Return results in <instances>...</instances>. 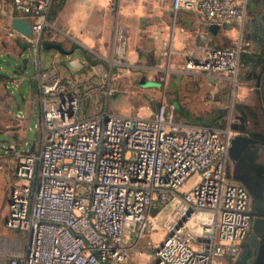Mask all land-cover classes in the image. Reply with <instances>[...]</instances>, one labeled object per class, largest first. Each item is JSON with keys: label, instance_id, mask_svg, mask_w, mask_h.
<instances>
[{"label": "built area", "instance_id": "2783aa9c", "mask_svg": "<svg viewBox=\"0 0 264 264\" xmlns=\"http://www.w3.org/2000/svg\"><path fill=\"white\" fill-rule=\"evenodd\" d=\"M11 1L15 16L31 20L33 38L20 35L37 58L54 0ZM171 9L196 11L205 25L221 29L243 24L247 15L238 0H172ZM251 48L246 39L169 64L236 82ZM39 77V143L3 149L14 159L16 179L4 221L26 237L6 264H128L157 213L168 208L166 238L151 255L153 264H219L238 254L251 226V197L228 176L229 127L177 120L173 104L149 117L81 116L74 80L64 83L45 71Z\"/></svg>", "mask_w": 264, "mask_h": 264}, {"label": "rangeland", "instance_id": "374dc122", "mask_svg": "<svg viewBox=\"0 0 264 264\" xmlns=\"http://www.w3.org/2000/svg\"><path fill=\"white\" fill-rule=\"evenodd\" d=\"M76 1L60 0L58 2L57 0L46 14L42 32L60 41L63 35L58 29L63 30V24L67 26V22L62 20L70 16L69 11L76 5ZM238 1L246 6L247 12L248 4L249 6L253 4V0ZM121 2L131 11L137 7L136 0H96L94 4L91 2L83 4L89 17L94 18L90 26L87 20V29H90L91 33L83 40L92 44L111 45L112 49L105 54L91 56L94 62L91 64L93 66L91 70H94V75L88 80L75 81L72 88L79 97V114L92 116L105 111L119 115L149 117L163 105L167 106V112H169L170 105L174 100L179 99L180 105L192 118L210 121L213 127H228L230 119L238 113L234 105L240 102L236 92L243 77L242 71L234 82L226 78H211L212 76L197 70L180 72L174 70V67L168 63L158 70L145 69L142 75L133 68H127V64L133 61H131L132 57L127 55V47L131 39L128 37L130 34L127 23L124 24L121 20ZM11 15L9 2L0 0V62L3 63L7 62V53L8 55L16 53V45L20 42V39L11 36L9 31ZM246 21H249V16ZM116 66L124 67V69H115ZM111 67L115 71L110 73ZM3 80L4 77L0 76V82ZM148 82L158 83L159 86L148 85ZM174 115L177 120L182 119L191 123L175 108ZM37 124L36 119L30 124L26 138L30 145L24 146L26 150L30 148L32 142L35 147L39 143ZM2 152L3 148L0 146V264H6L11 255L23 248L26 237L25 233L9 228L4 221L9 192L16 179L13 171L8 168ZM184 184L181 190L186 189ZM188 185L190 186V183ZM169 211L170 208L157 213L156 222L148 226L142 238L136 243V250L129 264L154 263L151 255L166 238L164 224ZM241 247L242 245L240 249ZM231 258L224 259L221 264H234L238 255Z\"/></svg>", "mask_w": 264, "mask_h": 264}, {"label": "crops", "instance_id": "0c3cea01", "mask_svg": "<svg viewBox=\"0 0 264 264\" xmlns=\"http://www.w3.org/2000/svg\"><path fill=\"white\" fill-rule=\"evenodd\" d=\"M5 1L9 2V12L12 14L8 25L9 31L11 36L20 39V42L16 45L14 55L7 53V59L5 58L7 64L0 62V76L4 77V80L0 82V146L3 149L12 141L22 144L28 136L30 124L34 119L39 124L40 71L48 72L64 83L69 79L74 82L79 79V81L88 80L94 75V70H91L93 66L86 56L91 59V56L102 55L112 49L111 45L92 44L83 40L91 33V30L87 29V20L89 26L94 22V18L91 19L86 13L83 4L85 2L94 4L96 0H77L76 5L69 11L70 16L62 20L67 22V26L63 24V30L58 29L62 32V39L56 41L44 32L36 58L32 54L31 44L12 29L11 19L15 17L12 1ZM136 1L137 7L132 11L121 2V20L124 24L127 23L130 34L128 37L131 39L127 47V55L132 57L133 62L127 64V68H133L140 74L149 68L158 70L176 58H201L206 49L212 46L232 47L248 39L252 43V48L249 54L245 53L241 57L240 72H243L251 66V62L247 61L251 52L260 53L262 49L264 50V38L250 34L251 30L255 29V25H259L257 13L263 10L262 6L256 7L255 0L251 6L248 4V12L243 24L218 28L215 31L204 24L196 11L181 9L174 13L171 9L172 0ZM248 16L249 23L246 21ZM118 37L120 39V34ZM42 42L59 43L66 53L63 54L56 49L42 48ZM257 42L260 44L256 47ZM115 69L122 70L124 67L116 66ZM109 71L111 73L115 70L111 67ZM213 77L226 78L221 75H212L211 78ZM255 84L253 78L241 77L236 95L237 99L246 106L257 101L258 93L255 90L261 89H257ZM176 101L180 102L179 99L174 100ZM2 154L11 170L14 159L9 154L4 152ZM188 184L189 181L184 184L186 189L189 187ZM229 258L232 259L228 256L224 257L228 260ZM224 259L222 258L219 264Z\"/></svg>", "mask_w": 264, "mask_h": 264}, {"label": "flooded vegetation", "instance_id": "af4514ba", "mask_svg": "<svg viewBox=\"0 0 264 264\" xmlns=\"http://www.w3.org/2000/svg\"><path fill=\"white\" fill-rule=\"evenodd\" d=\"M255 5L257 8L262 6L263 10L257 13L259 16V25H255V29L253 28L250 34L251 36L255 35L264 38V0H255ZM241 73L244 78H253L255 83L261 77L263 87L260 90L261 92L258 93L257 103L254 102L249 106H245L242 111L243 114L239 112L236 114L241 118L243 117V120L240 121L239 118L232 117L228 127L234 132L232 138L237 134L253 138L254 147L252 148H256L257 157L255 161L259 167H243L240 169V173L249 171L253 177L256 175L260 176L261 181L258 179V183L256 184L260 188V196L255 209L251 203V226L234 264H264V78H262L264 76V60L257 62L256 67L250 66L248 70ZM232 124L236 129H232ZM241 127H244L243 132L241 131ZM241 155H244V152H241ZM229 167L231 170L234 169V163L231 160ZM246 241H249L248 245Z\"/></svg>", "mask_w": 264, "mask_h": 264}, {"label": "water", "instance_id": "95a60500", "mask_svg": "<svg viewBox=\"0 0 264 264\" xmlns=\"http://www.w3.org/2000/svg\"><path fill=\"white\" fill-rule=\"evenodd\" d=\"M11 27L15 32L21 34L22 36H24L26 38H29V39L33 38L32 23H31L30 19L24 18L21 16H15L11 19ZM210 29L215 31L216 29H218V26L217 25H211ZM259 44L260 43L257 42L255 46L257 47ZM41 46H42V48H45V49H56V50L62 52L63 54L66 53L64 51V49L62 48L61 44H59V43L42 42ZM263 56H264V50L263 49L261 50L260 53L251 52L250 57H248L247 61L251 62V67H256L257 62H259L260 60L261 61L264 60ZM258 57H259V59H258ZM260 72H261V70H260ZM262 78H264V76H262ZM142 84H145V83L142 82ZM147 84L159 86V84L155 83V82H148ZM255 85H256L257 89H261L263 87V84L261 82V77H260V80L257 81ZM255 91H256V93L261 92L259 90H255ZM252 104H253V102H252ZM245 106L246 105H244L243 103L236 102L234 105V108L240 114H243L242 111H243V108ZM233 117L237 118V119L239 118L240 121L243 120L242 119L243 117L241 118L238 115H234ZM241 128H242L241 131L242 130L244 131V127H241ZM232 129H236L233 124H232ZM252 147H254V140H253V138H251L249 136L237 134L231 139L230 146L228 149V156H229V159L234 163V169L231 172H229L228 176H230L235 181L242 183L247 188V190L249 191L250 197H251L252 207L255 209L256 204H257L258 199H259V196H260V188H258L256 186V184L258 183V179L260 180V176L256 175L253 177L249 171L240 173V169L243 167H245V168L259 167V165L255 161L256 157H257L256 148L253 149ZM241 152H244V155L240 156ZM246 243L248 245L249 241H246Z\"/></svg>", "mask_w": 264, "mask_h": 264}, {"label": "trees", "instance_id": "16d2710c", "mask_svg": "<svg viewBox=\"0 0 264 264\" xmlns=\"http://www.w3.org/2000/svg\"><path fill=\"white\" fill-rule=\"evenodd\" d=\"M57 2V0H54L51 8L55 5V3ZM50 8V9H51ZM85 53V51H84ZM86 56V55H85ZM86 58L89 59V63L93 64L94 62H92V60L90 59L89 56H86ZM174 106L175 109L184 117L186 118L189 122L193 123V124H197V125H203V126H209V127H213L212 126V122L207 121V120H203V119H196V118H192L191 115L188 114V112L180 105L179 102H174Z\"/></svg>", "mask_w": 264, "mask_h": 264}]
</instances>
